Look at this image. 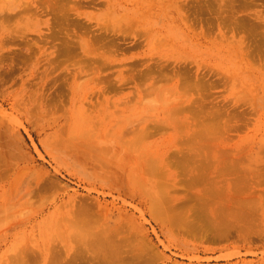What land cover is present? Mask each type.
<instances>
[{
	"label": "rangeland",
	"instance_id": "1",
	"mask_svg": "<svg viewBox=\"0 0 264 264\" xmlns=\"http://www.w3.org/2000/svg\"><path fill=\"white\" fill-rule=\"evenodd\" d=\"M0 264H264V0H0Z\"/></svg>",
	"mask_w": 264,
	"mask_h": 264
},
{
	"label": "bare ground",
	"instance_id": "2",
	"mask_svg": "<svg viewBox=\"0 0 264 264\" xmlns=\"http://www.w3.org/2000/svg\"><path fill=\"white\" fill-rule=\"evenodd\" d=\"M149 163L151 164H149L150 165V167H149V169L151 168V166H152V168L150 169L151 171H152V173H154V170H153V164L149 161ZM158 195V194H157ZM158 199H159V197H158ZM159 200H161V198L159 199ZM160 208V207H159Z\"/></svg>",
	"mask_w": 264,
	"mask_h": 264
}]
</instances>
